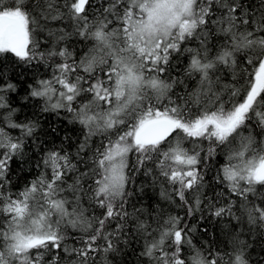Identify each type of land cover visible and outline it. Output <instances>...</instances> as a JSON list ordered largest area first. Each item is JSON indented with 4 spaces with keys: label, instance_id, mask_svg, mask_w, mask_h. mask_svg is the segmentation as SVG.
I'll return each instance as SVG.
<instances>
[{
    "label": "snow or ice",
    "instance_id": "snow-or-ice-1",
    "mask_svg": "<svg viewBox=\"0 0 264 264\" xmlns=\"http://www.w3.org/2000/svg\"><path fill=\"white\" fill-rule=\"evenodd\" d=\"M257 236L264 0H0V264H264Z\"/></svg>",
    "mask_w": 264,
    "mask_h": 264
},
{
    "label": "trees",
    "instance_id": "trees-1",
    "mask_svg": "<svg viewBox=\"0 0 264 264\" xmlns=\"http://www.w3.org/2000/svg\"><path fill=\"white\" fill-rule=\"evenodd\" d=\"M217 230H218V226H217ZM252 242H253V245H254L252 256H253V259H256L258 254H264V253L261 252V245L264 244V240H261L259 238V236H257L256 239L253 240ZM125 259H127L130 262V264H134L135 257L129 255Z\"/></svg>",
    "mask_w": 264,
    "mask_h": 264
}]
</instances>
